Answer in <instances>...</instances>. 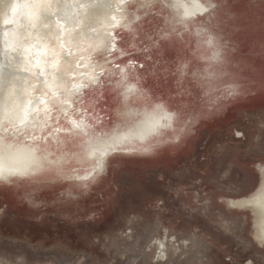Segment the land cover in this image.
<instances>
[{
    "label": "rangeland",
    "instance_id": "rangeland-1",
    "mask_svg": "<svg viewBox=\"0 0 264 264\" xmlns=\"http://www.w3.org/2000/svg\"><path fill=\"white\" fill-rule=\"evenodd\" d=\"M203 1L209 10L187 24L163 0L145 7L132 1L118 45L112 47L111 31H103L102 44L62 42V59L53 66L45 62L47 73L36 72L47 82L50 71L64 69L77 79L100 68L74 101V113L81 106L97 117L106 114L102 121L89 115L96 136V130L111 134L136 121L127 111H137L131 103L141 91L110 115L114 99L108 89L116 90L118 64L130 67L135 83L140 75L179 117L172 139L151 151H115L95 176L77 177L88 167L71 160L84 147L75 135L62 133L67 138L54 143L52 157L63 160L47 169L54 174L0 181V264H264L256 214L229 201L254 192L263 175L264 0ZM97 25L95 20L84 27L90 34L105 28ZM202 49L210 55L199 59ZM216 50L221 57L214 56ZM218 64L229 68L220 77L238 81V87L215 81ZM64 93L59 87L54 95L65 98ZM111 121V128L102 127ZM67 142L78 144L75 152L67 153Z\"/></svg>",
    "mask_w": 264,
    "mask_h": 264
},
{
    "label": "bare ground",
    "instance_id": "bare-ground-1",
    "mask_svg": "<svg viewBox=\"0 0 264 264\" xmlns=\"http://www.w3.org/2000/svg\"><path fill=\"white\" fill-rule=\"evenodd\" d=\"M132 1L145 7L154 0H0V181H10L14 177L38 173L54 174L47 169H52L51 165H56L63 160L59 156H57L58 158L52 157L55 152L54 143H59L61 138H67L62 133L75 135L76 139H80V147H84L83 153L75 155L71 160L78 161L80 165L88 167L84 174L78 173L77 177L81 179L95 176L104 170L108 157L115 151L121 149L136 151L137 148L151 151L154 149L155 143L173 138L170 130L175 127L178 113L173 112L169 105H166L161 99L155 98L145 84L141 83L140 75L137 76L140 78V83L137 81L135 83L134 78L130 79L132 72L128 66L117 65L119 72L118 75L116 73L118 76L117 85L115 84L116 90L111 87L108 89L113 92L112 97L115 100L111 103L112 113L110 115L113 118V110L122 108L123 100L130 103L133 99L132 96L141 91L142 96L139 99L136 97V101L131 103L132 106L138 108L137 111L132 110L133 108L129 112L127 111L130 118L136 115V121L111 134H103L96 130L99 133L98 136L90 134L92 123L89 115L96 121H102V119H106V114L99 112L100 117H97L96 113L81 106L76 111L77 113H74L77 106L74 101L79 100L78 98L85 93V91L80 92L88 82L96 81L99 73L95 71L100 68L93 69L94 71L91 70L77 79L65 76L67 70L64 69L63 71L58 69L56 74L54 71H50L52 78L49 79L47 76V82L44 81V77H37L36 74V72L41 74V70L43 72L45 70L44 74L47 73L45 62L53 66L62 59V42L77 46L82 40H87L93 45L102 44L105 43L103 31H106L107 34L111 31L112 47L115 44L118 45L119 40L115 41L118 38L117 32L124 31L129 27L125 24V20L129 18L126 17V13L129 8L128 3ZM82 3L86 4L85 8L78 5ZM163 3L175 15H179L180 20H185V23L199 14H206L211 7L203 0H163ZM95 20L98 27L111 26V28H103V30L99 28L102 31L97 30V33L90 34L84 24ZM75 26H79L81 29L75 32L73 29ZM140 27L136 25L138 34L141 32ZM128 34H132V31H125V35ZM39 37H41L40 42H38ZM209 41L214 44L213 39ZM122 47L126 48L127 46L122 44ZM198 55L200 59L207 58L210 54L207 49H202ZM214 56L221 57L222 55L219 50H216ZM225 60L228 61L227 54ZM202 64L203 67L207 65L206 63ZM226 71H229L227 65H216L215 72H218L219 76L215 81L228 82L238 87V81L234 83L229 81L226 76L220 77ZM218 84H209V86L213 88ZM59 87L65 92V98H59L62 97V94L59 97L54 95ZM71 96H74L73 100L69 98ZM63 99L68 100L69 103H64ZM61 100L62 104H60ZM91 103L93 106L100 107L95 100ZM56 104L59 105L58 110L55 108ZM143 106L144 108H141ZM62 120L66 121L68 125ZM114 121L102 127L105 128L108 125L109 128ZM52 128L55 129L51 131ZM77 145L75 142H67L65 144L67 153L75 152L74 147ZM262 170L261 183L254 192L242 199L235 198L229 199V201L231 206L249 207L254 211L253 213L257 216L256 238L263 244L264 167Z\"/></svg>",
    "mask_w": 264,
    "mask_h": 264
},
{
    "label": "water",
    "instance_id": "water-1",
    "mask_svg": "<svg viewBox=\"0 0 264 264\" xmlns=\"http://www.w3.org/2000/svg\"><path fill=\"white\" fill-rule=\"evenodd\" d=\"M106 28V27H105Z\"/></svg>",
    "mask_w": 264,
    "mask_h": 264
}]
</instances>
